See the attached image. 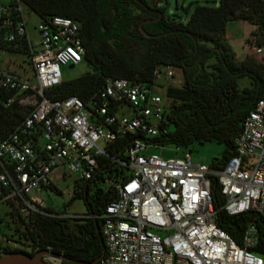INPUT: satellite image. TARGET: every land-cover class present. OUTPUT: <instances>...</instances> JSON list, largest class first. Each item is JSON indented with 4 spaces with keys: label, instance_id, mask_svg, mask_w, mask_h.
<instances>
[{
    "label": "built area",
    "instance_id": "1",
    "mask_svg": "<svg viewBox=\"0 0 264 264\" xmlns=\"http://www.w3.org/2000/svg\"><path fill=\"white\" fill-rule=\"evenodd\" d=\"M30 14L39 20L31 28L35 38L28 30ZM84 52L75 20L40 17L21 0H0V112L23 110L0 139V226L6 228L0 232V256L30 249L6 234L10 222L34 214L85 217L48 212L27 192L39 186L61 194L54 181L72 176L71 191L63 189L70 199L92 177L98 157L106 156L124 174L109 182L114 197L99 215L104 253L95 264H264V257L248 249L256 242L252 223L244 231V247L216 225L208 177L216 176L219 209L232 215L250 210L264 218V99L243 118L234 154L219 170L192 163L189 154L161 158L146 152L156 145L151 138L166 131L168 99L158 74L152 83L107 78L86 100L46 97L45 90L62 80L60 65L81 62ZM17 54L27 56L29 76L11 59ZM172 75L165 67L164 78ZM120 140H128L121 159L108 152ZM43 259L60 264L50 252Z\"/></svg>",
    "mask_w": 264,
    "mask_h": 264
},
{
    "label": "trees",
    "instance_id": "2",
    "mask_svg": "<svg viewBox=\"0 0 264 264\" xmlns=\"http://www.w3.org/2000/svg\"><path fill=\"white\" fill-rule=\"evenodd\" d=\"M40 17L64 16L79 25L85 48L83 61L88 70L81 75L61 80L45 90L46 97L59 99L77 96L86 100L101 89L107 78H124L132 82L152 83L160 68L171 67L181 72L179 86L166 84L163 95L168 99L164 126L166 131L151 138L157 145L186 147L194 142L215 141L224 148L219 158H213L209 168L219 170L234 154V137L255 101L264 99V64L247 55L238 60L225 38V24L245 21L255 30L251 33L258 47L264 48V0H218L217 6L196 5L182 21L178 17L143 23L140 32L139 5L145 0H21ZM157 18L158 15L153 16ZM248 84L238 86L239 79ZM23 115V110L0 112V139ZM128 140L116 141L108 147L110 155L122 158ZM109 172L105 188L97 186L103 173ZM124 170L106 156L98 157V168L92 177L77 185L73 196L65 203L81 197L85 217L71 219L56 215L34 214L19 219L6 233L26 243L23 251L34 255L46 250L62 256L60 264H84L103 256L104 243L100 233V214L114 197L109 182L123 177ZM209 177V192L216 225L244 247L243 234L252 223L256 242L248 249L264 257V218L253 211L228 214L219 206L223 198L215 175ZM46 211H63L46 206ZM0 232L1 231L0 229Z\"/></svg>",
    "mask_w": 264,
    "mask_h": 264
},
{
    "label": "rangeland",
    "instance_id": "3",
    "mask_svg": "<svg viewBox=\"0 0 264 264\" xmlns=\"http://www.w3.org/2000/svg\"><path fill=\"white\" fill-rule=\"evenodd\" d=\"M146 1L151 2L152 0ZM217 4L218 0H162L160 2V6L164 8V11L167 15L178 17L182 21H184L189 16L196 5L217 6ZM38 22L39 20L37 16L35 14H30L28 30L30 36L33 38H35L37 34L31 28L32 25H36ZM254 30L255 26L245 21H228L225 24L226 42L229 44L231 50L235 53L236 59L241 60L245 58V56L250 55L253 56L257 61L264 64V48L261 47L260 52L255 51L258 46L256 45L254 37L251 34ZM33 40L35 43L37 42V39ZM11 59L15 60L17 64H22L25 66V71L22 74L27 76L30 75V70L26 66L27 56L23 54H17L12 56ZM60 70L62 80H70L87 71L88 67L82 60L72 67H68V64L60 65ZM163 73L164 68L161 67L160 74L157 77V82L160 83L162 87L166 84H171L174 86H179L181 84L182 76L178 69H173V75L170 79H165ZM237 83L238 86H244L248 84L246 78L239 79ZM158 93H160V91H158ZM223 148L224 145L222 143L209 141L203 143L194 142L186 147H176L172 144H156L154 146H148L146 152L156 154L161 158H182L185 157L186 154H189V159L192 163L209 165L213 158L220 157ZM108 175L109 172H104V179H99L96 185L100 186L101 188H105L109 181ZM72 180L73 177L70 176L65 178V180L57 179L54 181L57 189H60L62 192L61 194L36 186L29 189L27 195L32 198L41 199L45 206L52 207L54 210L63 211V213L67 215H84L86 213V208L81 197L74 198L68 204H65L69 200V197L66 192H63V189H66L68 192H70L72 188ZM6 220L7 219L5 218V221ZM9 225L10 227H13L12 222H10ZM0 229L1 231L6 230L5 226H0Z\"/></svg>",
    "mask_w": 264,
    "mask_h": 264
},
{
    "label": "water",
    "instance_id": "4",
    "mask_svg": "<svg viewBox=\"0 0 264 264\" xmlns=\"http://www.w3.org/2000/svg\"><path fill=\"white\" fill-rule=\"evenodd\" d=\"M160 1L161 0H155V2H160ZM157 13L159 15L161 14V12L159 11H157ZM139 26H140V30L145 35H149L143 31V29L141 28V24ZM69 67H72V66L69 65ZM46 255H49V252L46 250L38 251L34 255H28L27 253L23 251H13V252L5 253L1 255L0 264H53V263L46 262L43 259V256H46ZM58 259L61 261L64 258L62 256H58ZM99 259H100V256L96 257L91 262L84 263V264H95Z\"/></svg>",
    "mask_w": 264,
    "mask_h": 264
},
{
    "label": "flooded vegetation",
    "instance_id": "5",
    "mask_svg": "<svg viewBox=\"0 0 264 264\" xmlns=\"http://www.w3.org/2000/svg\"><path fill=\"white\" fill-rule=\"evenodd\" d=\"M160 2H155V0H152L151 2L146 1V3L144 5H141V4L139 5L140 7L138 8V11L140 13L141 21H139L138 26L140 24L142 25L143 23H147V22L148 23L155 22L158 19H160L162 16L164 18H172L171 15H167L165 13L164 8L162 6H160ZM157 11L161 12V14L159 15L157 13ZM155 14L158 15L157 18L153 17ZM144 20H146V21H144ZM139 30H140V26H139ZM140 32L143 33L141 30H140ZM26 251L28 252V250H26Z\"/></svg>",
    "mask_w": 264,
    "mask_h": 264
}]
</instances>
